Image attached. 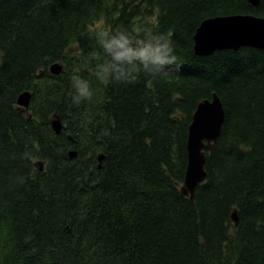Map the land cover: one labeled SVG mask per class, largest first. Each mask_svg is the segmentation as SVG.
<instances>
[{
	"label": "trees",
	"instance_id": "16d2710c",
	"mask_svg": "<svg viewBox=\"0 0 264 264\" xmlns=\"http://www.w3.org/2000/svg\"><path fill=\"white\" fill-rule=\"evenodd\" d=\"M240 14L264 0H0V264H264V50L193 51L203 20ZM98 24L167 33L179 71L99 84ZM75 69L91 103H71ZM212 94L224 122L191 201L188 127Z\"/></svg>",
	"mask_w": 264,
	"mask_h": 264
},
{
	"label": "clouds",
	"instance_id": "9594fccd",
	"mask_svg": "<svg viewBox=\"0 0 264 264\" xmlns=\"http://www.w3.org/2000/svg\"><path fill=\"white\" fill-rule=\"evenodd\" d=\"M95 38L98 48L85 59L94 65V77L101 85L132 84L141 76L164 78L181 66L175 41L167 33L152 31L137 35L127 28L101 29ZM70 86V100L76 106L91 103L99 92L78 69L70 77ZM104 135L109 132L105 130Z\"/></svg>",
	"mask_w": 264,
	"mask_h": 264
},
{
	"label": "water",
	"instance_id": "95a60500",
	"mask_svg": "<svg viewBox=\"0 0 264 264\" xmlns=\"http://www.w3.org/2000/svg\"><path fill=\"white\" fill-rule=\"evenodd\" d=\"M238 19L240 22L233 27V31L231 33L221 32L218 29V25H215V23L212 22L214 21L212 18L203 20L193 35L194 53L210 55L215 51H238L242 47L264 50V40L263 43H257L253 40V34L255 33L254 22L255 25L259 28L261 27V31L264 32V19H255L249 15L239 16ZM238 31H240V33H238ZM228 40H235L240 45L237 46L234 42L228 43ZM228 45H234V48L227 47ZM53 67L57 70L55 72L51 71V73L53 75L59 74L61 67L54 65L51 68ZM22 96H26L25 103L23 104L19 103ZM27 96H29L27 93L20 95L17 104L19 106L27 107L29 103L28 100L30 98V96L29 98ZM54 118H56V116H54ZM223 122L224 110L216 94H212L211 100L205 99L197 104L192 115L191 123L188 127L186 139L187 165L184 173L183 184L180 189L181 194L183 196L188 195L191 200L194 198L196 188L201 185L206 178V158L204 151L211 150L212 143H214L220 135ZM50 125L51 130L56 136L61 134L63 125L59 120H54L50 123ZM59 130H61L60 133ZM101 159L102 157L99 158V160ZM39 164L40 166L38 169L41 170L42 163H37L35 166L38 167ZM232 219L235 223L237 222L235 214L232 215Z\"/></svg>",
	"mask_w": 264,
	"mask_h": 264
},
{
	"label": "bare ground",
	"instance_id": "6f19581e",
	"mask_svg": "<svg viewBox=\"0 0 264 264\" xmlns=\"http://www.w3.org/2000/svg\"><path fill=\"white\" fill-rule=\"evenodd\" d=\"M239 16L240 15H231V16H216V17H211L214 21H212L213 23H215V25H218V29L221 31V32H225V33H231L233 31V27H235V25L240 22L239 21ZM210 19V18H208ZM242 21V20H241ZM244 22V21H242ZM245 25V23H244ZM246 27V25H245ZM261 28V27H260ZM259 27H257L255 25V22H254V30H255V33L253 34L254 38L253 40H255L257 43L258 42H262L263 43V40H264V32L261 31ZM246 30V29H245ZM235 31V30H234ZM218 32V31H217ZM238 33H240V31H238ZM223 35V34H222ZM226 36V35H225ZM229 37V36H228ZM234 38V37H233ZM232 38V39H233ZM241 38V37H240ZM251 38V36H250ZM222 40V39H221ZM249 40V39H248ZM247 41V40H246ZM225 42V41H224ZM236 43L237 46L240 45L239 43H237L235 40H228V43ZM250 42V41H249ZM243 44V43H242ZM227 47H232L234 48V45H228ZM224 48V47H223ZM24 112V111H23ZM205 112V111H204ZM203 116V115H202ZM208 151H206L205 153H207ZM102 160V159H101ZM38 161V160H36ZM38 169V168H37ZM43 169V168H42ZM41 172V171H40Z\"/></svg>",
	"mask_w": 264,
	"mask_h": 264
},
{
	"label": "rangeland",
	"instance_id": "374dc122",
	"mask_svg": "<svg viewBox=\"0 0 264 264\" xmlns=\"http://www.w3.org/2000/svg\"><path fill=\"white\" fill-rule=\"evenodd\" d=\"M256 0H254V2H255ZM125 26V23L123 24V27ZM97 27H98V30H101V29H104V30H107V31H111L107 26H105L104 24H98L97 25ZM57 69H55V67H53V69H52V71L53 72H55ZM28 98H29V96H27ZM25 100H26V96H22L21 98H20V102L19 103H21V104H23V103H25ZM29 101V100H28ZM17 108H19V109H23L24 107H22V106H18V105H15ZM52 117H50L49 118V120L51 119ZM54 116H53V118H52V120H51V123L54 121ZM61 132V130H59V133ZM63 135V130H62V132H61V134L59 135V136H62ZM68 140H72V138L71 137H68ZM204 152H206V151H204ZM68 155H70V158H75L76 157V154L73 152V151H69L68 152ZM98 161H99V159H98ZM17 263L18 264H20V262H19V260H17Z\"/></svg>",
	"mask_w": 264,
	"mask_h": 264
}]
</instances>
